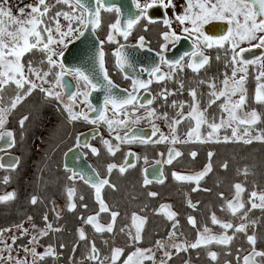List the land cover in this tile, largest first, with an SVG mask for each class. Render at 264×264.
<instances>
[{
  "label": "snow or ice",
  "instance_id": "1",
  "mask_svg": "<svg viewBox=\"0 0 264 264\" xmlns=\"http://www.w3.org/2000/svg\"><path fill=\"white\" fill-rule=\"evenodd\" d=\"M136 12H129L127 17L122 21V10L114 4H108L107 0H94V3H89V0H33L23 7H18L14 13L9 7V0H0V152H5L15 147L16 133L13 130L6 128L9 116L20 106L24 101L31 97L34 93L42 94L43 100H56L67 114L69 123L82 120L93 125L103 122L107 125L108 131L112 139L101 138V143L104 146L109 156H115L121 150V146L125 144L139 143L142 145L167 143L172 146L168 147L167 159L157 160L156 164H172L174 160L181 157L183 153L175 147V145H183L188 143H216V144H243L245 146L253 143L264 144V51L259 55H254L253 58H247L244 54L252 52L254 49L264 50V0H185V5L181 13L175 11L176 4L174 0H132ZM58 5H63L58 11L53 14V9ZM173 10V17L169 18L166 15L163 19V25L166 31L162 33L164 44H161L159 56L160 64L155 65L148 71L150 77H154L157 82L174 79V75L183 71L185 68L190 69L193 73H200L201 70L207 71L210 66L211 57L206 50L216 47L223 50L225 57V67L231 69L230 75L224 74L222 80L219 77H209L207 80L198 79L196 86L187 89L190 102L172 100L168 105L176 110L175 115L170 117L168 112L158 113L153 107V100L160 98L167 104L168 98L172 95L182 93L185 90L183 81H177L179 87L174 91L164 88L157 96L143 101L138 97L141 89L149 92V85L153 82L152 79L147 81L132 79L131 91H127V95L119 97L113 94V89L117 87L109 78L108 72L105 69L104 52L100 50L97 53L96 59L99 65V71L103 76L102 81L94 80L91 75L81 70L80 68L73 69L74 77L77 79V91L70 92L66 96L63 91L57 89H65L70 87L62 83L64 76L68 73L62 63H58L57 57L64 53L61 49L66 48L72 39H79L84 36L86 29L91 27L93 32L102 24V11L115 12L117 19L109 25L107 35L108 42H115L114 33L119 34L125 40L131 35L132 29L143 19L152 24L155 21L150 17L149 10L153 8ZM67 9V10H65ZM61 18L66 21V24L61 23ZM173 18L181 25L182 33L187 34L184 38L191 39L192 51L185 52L174 61L168 60L163 54L167 45L173 46L180 41L181 36L172 30ZM212 21L224 22L227 25V31L220 36L212 37L205 34L204 26ZM187 22V23H186ZM187 25H190L187 26ZM147 31V26H145ZM101 45L104 41H100ZM147 44L145 36L141 35L138 38L137 45L144 48ZM242 45H248L243 47ZM151 51V49H148ZM26 55L38 56L37 61L28 60L25 62ZM116 65L123 69L125 66H131L129 63L128 54L123 51V45L116 49ZM185 57L187 62L185 63ZM220 54L216 55V60H220ZM169 67L168 73H160V65ZM46 66V67H45ZM59 68V71L55 69ZM250 68L254 72H250ZM250 76L255 80L254 94L251 97L253 105L258 107H250L249 105V90L248 82ZM49 77H52L51 79ZM219 81V84L217 83ZM207 85L209 91L205 94L199 91L201 85ZM47 85V87H46ZM12 90L13 95L6 96V91ZM102 90L104 92V108L99 110V115L92 119L89 112H97L88 100L92 91ZM149 95L151 93L149 92ZM206 99L202 100V97ZM82 98V99H81ZM65 99L67 102H65ZM219 108V121L217 122L216 114H211L209 110L217 105ZM187 103L189 111L185 114L183 109ZM204 107H201V104ZM83 104L84 107L80 108ZM111 106L112 117L105 115L108 106ZM131 106V111L128 110ZM80 108L79 111L76 109ZM137 109H144L146 116L141 117L136 114ZM135 117V119H132ZM141 119L158 120L163 119L169 129L166 135L153 123L151 136H143L136 134L129 124H137ZM186 119L194 120L195 125H189V129L184 138L178 135L177 126ZM29 120L28 115L22 116L18 120L21 138H23V130L25 123ZM202 126L206 131V135L202 132ZM121 130H124L121 135ZM223 130V135L221 131ZM230 130V135L228 134ZM114 134V135H113ZM84 134L76 136L75 147L88 148L93 156H99L100 150L97 147L91 146L87 141L81 143V137ZM153 140L152 137H157ZM95 138V137H93ZM115 141V144L112 141ZM69 152L72 149L68 150ZM68 153H65L67 156ZM163 155V154H161ZM135 153L129 151L125 154L124 161L121 164L114 162L107 163L105 177H101L96 168L88 166L90 171L85 169H69L65 165V170L70 171L71 175L67 177L69 181L80 179L85 185L93 189L95 202L99 206L98 212L94 215H89L87 218L78 217L82 220L83 225H91L95 233H109L113 236V245L115 244V224L119 213L112 211L102 196L105 187L117 190V186L112 184L110 176L114 170H117L120 175H124L130 168L135 167L130 162L129 157H134ZM190 156L195 159L196 151L190 152ZM214 153L208 152V162L204 165L201 171L194 174L186 175L177 172L172 173V177L177 182H193L196 186L191 190L210 192L211 189L201 188L200 182L213 172L212 157ZM138 158V157H137ZM12 162L5 165L3 157H0V169H6L9 172L16 171L21 160L19 157H12ZM146 159V158H145ZM223 170H227L228 163L225 161L220 165ZM245 177L253 174L248 166L240 170ZM147 170H145V173ZM11 182V176L5 175L0 181L3 185H8ZM153 182L163 184L165 182L164 173L162 170H156L153 173L152 179L145 174L143 176L142 187H147ZM234 195L232 199L225 200L221 209L229 213L232 217L240 222L234 224L232 220L222 221L217 218L213 212L210 216L212 225H219L222 229L220 233L213 231L205 224L201 228H197V220L194 216H187V223L192 228L197 230V237L194 242L187 239L177 242L179 221L177 213L172 211L170 204H161L156 213H163L168 221L171 222V231L168 232L167 239L156 240L154 248L163 253L162 258L157 262L156 253L153 248H141L138 245L143 240L142 233L145 231L148 217L141 216L136 212L131 214V225H125L119 229L121 234L127 237V246L134 250L129 252L124 257L125 249L119 246L110 248V255L100 256V251L96 247L94 241H89L88 254L84 259L92 261L93 264H118L122 259V264H145V261H151L152 264H168L172 259L173 254L179 255L181 252H189L201 247L207 248L209 245L215 244L223 246L226 250L225 256L231 255L229 246L237 237V234H243L250 250L241 258L240 253L244 251L242 248L236 249V257L238 264H264V250H258V229L264 223V191H256L255 187L249 194L248 200L245 202L243 194L246 188L242 183L233 185ZM75 187H67V203L66 209L69 213L76 210L77 204L74 202L76 196ZM157 192L149 191L147 196L151 198L157 197ZM223 199V193L219 194ZM17 198L15 190L0 194V207H8ZM80 201L84 200V196H79ZM42 202L37 195H31L29 203L36 205ZM187 207L195 210L197 204L190 199L186 200ZM246 205H250L247 207ZM80 207L87 208V204H80ZM55 210V209H54ZM144 209L142 208L141 211ZM253 210H259L261 216L251 217ZM101 213L110 214V221L105 225L99 223ZM32 217L28 216L27 220L32 221ZM61 219L59 212L56 214V220ZM44 228H37L34 223L31 228L37 234L31 235L29 247L20 245L19 247L25 252L27 258L14 257L12 252L17 239L29 235V229L23 227V223L14 225L20 232V236H11V243L4 239V233L12 231V228L0 229V264H40L46 258H51L54 262L59 259L60 253L57 252L53 245H48L42 253L37 252L35 245L39 243V238L47 236L50 232H60L62 227H54L48 221L47 213L44 214ZM134 229V231H133ZM233 230L228 234V230ZM251 229V234H249ZM78 241L87 239L84 227L76 229ZM179 235H183L180 233ZM105 245L109 244L107 239L103 240ZM60 249H64L66 245L60 244ZM78 244H74L72 251L75 253ZM174 250V253L173 251ZM7 253V255H4ZM220 253L217 251L208 250L207 256L213 262H218ZM199 253H197V257ZM69 264H82L81 261H75L72 256L69 257ZM183 264H192L191 258L184 260ZM224 264H231V261L225 260Z\"/></svg>",
  "mask_w": 264,
  "mask_h": 264
},
{
  "label": "flooded vegetation",
  "instance_id": "2",
  "mask_svg": "<svg viewBox=\"0 0 264 264\" xmlns=\"http://www.w3.org/2000/svg\"><path fill=\"white\" fill-rule=\"evenodd\" d=\"M118 1L124 4L123 13L128 14L129 12H136L132 0H107V3L114 4L118 7L116 4ZM128 1H130L132 5H129ZM141 2H143V0H141ZM174 2L176 4L175 11L181 13L183 11L182 6L185 5V0H174ZM165 12L167 17H173V10L171 8L167 10L158 7L150 9L149 15L155 21L154 23L148 24L147 21L142 19L140 23L132 29L131 35H129L127 40L119 34L114 33L115 42L110 43L107 40L109 25L116 21L117 15L114 11H102V24L95 30V35L100 44V49L104 52L105 69L108 72L109 78L117 85L119 90L125 93H127L125 90L131 91L133 78L143 81L152 79L153 82L149 85V92L151 95L143 89H141L138 94V97L143 101L145 98L151 99L157 96L164 88L174 91L179 87L177 81L184 82L185 90L182 93L170 96L167 104L160 98L153 100V105L151 107L155 108L158 113L168 112L169 116L172 117L175 115L176 111L168 106L171 104L172 100L190 102L191 98L188 96L187 89L196 86V81L198 79L207 80L209 77H219V80H222L225 73L230 75L231 69L225 67L223 50L213 47L206 50L207 54L211 57V63L210 66L207 67V71L201 70V72L197 74L185 68L183 71L175 74L174 79L160 82H157L154 77H150L148 71H144V69L150 70L155 65L160 64L157 53L160 51L161 44L165 43L162 33L168 30L162 22L165 17ZM145 26H147V31H145ZM187 26L190 27V25ZM171 28L177 35L181 36V39L174 46L169 43L163 54L168 60L174 61L185 52L192 51L193 41L190 38H184L187 34L182 33L181 25L178 21H175L174 18ZM204 31L206 35L217 37L223 35L227 31V25L224 22L212 21L204 26ZM141 35L145 36L147 41L144 48L137 45L138 38ZM74 40L76 39H73L71 43ZM100 41H104V43L101 45ZM69 44L70 43H68V45ZM121 45L125 48L124 52L128 54L129 63L131 65L125 66L123 69L117 67L116 56L114 55L116 49ZM242 46L247 47L248 45ZM149 48L151 51L148 50ZM65 49L66 48L63 49V52ZM261 51L264 50L254 49L252 52L245 53L244 55L247 58H253L254 55H259ZM218 53L221 57L219 61L216 60V55ZM57 59L58 63H62V56L57 57ZM187 59L188 58L185 57V63ZM160 69L161 71L157 73V75L169 72V67L167 65L161 64ZM55 70L59 71V68ZM250 72H253L251 68ZM253 76H250L247 85L249 90V105L250 107H258L253 105L251 101L255 89V80ZM49 78L51 79L52 77ZM62 83L70 86L62 90L57 89L58 91H63L65 96L70 92L77 91V79L74 77L72 71L68 70ZM217 83L219 84V81H217ZM199 91L206 94L209 89L205 84L200 86ZM94 92L96 91H92L91 94ZM11 95H13L12 90H7L6 96ZM204 99H206V95L202 97V100ZM88 100L91 105L96 108L95 102H91L90 96ZM65 102H67L66 99ZM221 102L222 100L218 101L217 105H214L209 110L210 115L216 114L217 122L219 121L218 104ZM83 107L84 105L81 104L80 108ZM201 107H204L203 103ZM80 108L76 110L79 111ZM103 108L104 102L101 105V109ZM128 110L131 111V106H128ZM260 110L264 111V109ZM188 111L189 108L186 103L183 112L186 114ZM136 114L141 117L146 116L144 109H137ZM24 115H28L29 120L25 123L23 138H21L18 120ZM105 115L109 118L112 117L113 113L110 105ZM89 116L92 119L97 117L96 112H89ZM132 119H135V117H132ZM153 123L164 134L167 135L169 133V131H167L169 129H166L168 127L164 120L162 124H159L157 120L141 119L139 123L134 125L129 124V126L132 127L136 134L147 137L151 136ZM190 124L194 126L195 121L186 119L177 126L178 135L181 138L185 137ZM161 127H163V129H161ZM260 127H264V125H260ZM6 128L16 133V145L10 150L0 152V157H3V163L5 165L12 162V157H19L21 164L14 172L0 169V181H2L5 175L11 176V182L8 185L0 183V194L13 190L17 193V198L10 206L0 207V229L12 228V231L4 233V239L8 243H11V236H20L19 230L13 227L14 225L23 223V227L29 229L30 233L27 236L17 239L16 244L13 246V256L17 254L19 258L31 259L29 256H26L25 252L19 246L27 245L30 247L28 242L31 239V235L37 234L32 230L31 225L34 223L37 225V228H44L45 222L43 216L45 213L48 215V221L51 222L54 227H62L63 230L60 232H50L47 236L39 238V243L36 247H40V250L44 251L46 246L53 245L57 252L60 253L59 259L55 262L51 258H46L45 261H41L40 264H69L70 256H72L75 261H81L82 264H93L92 261L84 259L90 247L89 241L95 242L96 247L100 251L101 258L105 255H110V248L112 246L124 248L125 253L122 259L126 258L127 254L134 249L127 246V237L121 234L119 229L125 225H131V214L133 212L148 217L145 231L142 233L143 240L138 246L141 248H153V251L156 253V260L159 262L163 253L156 250L153 246L156 240L167 239L168 232L172 230L171 222L166 219L163 213H156V210L159 209L161 204H170L172 206L171 210L178 214L177 219L179 221V228L177 242L185 239L194 242L197 237V230L187 223L188 215H192L196 218L197 228H201L202 230V226L206 224L213 233H220L222 231L219 225L211 224L210 216L213 212L216 214L217 218L222 221L232 220L234 224L240 222L221 209V205H224L225 200H230L233 197V195L230 197L227 196L228 186L222 182V170H213L211 174L200 182V187L211 189L210 192L202 190L192 192L191 189L196 186L193 182H177L172 177L173 172L190 175L201 171L208 162L206 156L208 155L209 143L175 145L183 155L174 160L172 164H165L163 162L159 165L156 164L157 160L163 161L167 159L168 147L172 146L167 143L148 145L139 143L125 144L121 146V150L117 152L114 157L109 156L101 143V138L112 139L106 124L101 122L93 125L82 120L69 123L67 114L63 111L61 104L56 100H43L42 94L39 92L34 93L18 106L9 116ZM201 130L206 135L203 126ZM123 132L124 130H121V135H123ZM80 134H84L81 137V143L87 141L91 146L97 147L100 150L99 156H93L88 148L75 147L77 143L76 136ZM223 134L222 131L221 135ZM157 138L158 136L152 137L153 140ZM112 142L115 144L114 140ZM69 149H72V151L69 152ZM129 151L135 153L134 157H129L130 162L133 163L135 167L130 168L123 176L120 175L117 170H114L110 176V181L117 186V190L113 191L111 188L105 187L102 192V196L110 209L119 213L115 224V244L113 245L112 234L95 233L91 225H83L82 220L78 219V217L81 216L87 218L89 215H94L98 212L99 206L95 202L93 189L85 185L83 181L78 178L74 181H69L67 179V177L71 175V172L65 170V165H67L69 169H85L87 171H90L88 166L91 165L93 168L97 169L100 176L103 178L107 175V163L114 162L118 165L121 164L124 161L125 154ZM192 151L197 152L195 159L190 156V152ZM65 153H68L67 156H65ZM145 170H147L146 173ZM156 170L163 171L165 182L163 184L153 182L147 187H142L143 176L146 174L149 179H152L153 173ZM236 176L239 177L237 170ZM67 187H75L77 190L76 196L74 197L77 208L72 213H69L66 209ZM149 191L157 192L159 195L155 198L148 197L147 192ZM220 193H223V199L220 197ZM31 195H37L42 202L31 205L29 203ZM81 195L84 196L83 201L79 199ZM187 199L197 204L195 210L187 207ZM243 199L245 202L248 200L247 197ZM81 203L87 204L88 207L86 209L80 207ZM246 206L250 207V205ZM142 208L144 209L143 211H141ZM258 211L259 210H253L250 216L253 218L261 216V212ZM57 212H59L61 217L59 220H56ZM28 216L33 218L31 222L27 220ZM110 219V214L101 213L99 223L106 225ZM81 226L84 227L87 237L84 241H78V236L76 234V229ZM16 231H18V234ZM232 231L233 230L229 229L228 234H231ZM180 233H183V235H179ZM249 234H251V229H249ZM258 236L259 239L256 247L258 250H264V223H262L258 229ZM105 239L109 241L108 245L103 243ZM60 244H64L66 247L60 249ZM74 244H78L75 253L72 251ZM229 248L232 253L229 256L224 255L226 249L223 246H217L215 244L209 245L207 248L190 249L189 252H181L179 255H176L174 250H172L174 254L168 264H183L184 260L189 258H191L192 264H224L225 260L231 261V264H238L235 259L237 254L236 249L242 248L244 250L240 253L241 258L250 250L243 234H237V237L233 240ZM208 250L220 253L218 262H213L208 258ZM197 253H199L198 257ZM4 255H7V253H4ZM122 259L118 264H122ZM145 264H152V262L145 261Z\"/></svg>",
  "mask_w": 264,
  "mask_h": 264
},
{
  "label": "water",
  "instance_id": "3",
  "mask_svg": "<svg viewBox=\"0 0 264 264\" xmlns=\"http://www.w3.org/2000/svg\"><path fill=\"white\" fill-rule=\"evenodd\" d=\"M129 5L131 4L130 1ZM89 3H94V0H89ZM119 8L123 11L124 4L121 1L116 2ZM132 5V4H131ZM123 13V12H122ZM127 17V14L123 13L121 20L123 21ZM84 36L74 40L70 43L62 55V64L70 71L76 68H80L93 77L94 80L102 81L103 76L99 71L98 61L96 59L97 53L101 50L98 39L95 32L89 27L84 30ZM125 48H123V51ZM113 94L119 97L126 96L127 93L119 90L117 87L113 89ZM104 92L98 90L90 94L91 102L94 101L96 105V116L99 115L101 105L104 102Z\"/></svg>",
  "mask_w": 264,
  "mask_h": 264
},
{
  "label": "trees",
  "instance_id": "4",
  "mask_svg": "<svg viewBox=\"0 0 264 264\" xmlns=\"http://www.w3.org/2000/svg\"><path fill=\"white\" fill-rule=\"evenodd\" d=\"M49 2H54V0H49ZM61 8H64V6L58 5L55 9H53V14L55 11H58ZM29 59L37 61L39 57L26 55L24 58L25 62H27ZM209 151L214 153V156L212 157L213 170H222V177H224L227 173L236 175L237 170L240 180L244 182L247 193L254 189L255 184H260L259 186H264V181L258 183V180L254 179V177H256L255 175L250 174L245 177V175H243L240 171L244 169L245 166H248L251 172L253 173L252 166L254 165L251 162V159L253 157L261 159V162L263 163L264 144L253 143L249 146H245L243 144H208V152ZM206 159H208V155L206 156ZM225 161H227L228 163L227 170H223L220 167V165L223 164Z\"/></svg>",
  "mask_w": 264,
  "mask_h": 264
},
{
  "label": "rangeland",
  "instance_id": "5",
  "mask_svg": "<svg viewBox=\"0 0 264 264\" xmlns=\"http://www.w3.org/2000/svg\"><path fill=\"white\" fill-rule=\"evenodd\" d=\"M33 2V0H9V7H11V9L13 10V12L15 13L16 11H17V8L18 7H23L24 5H26V4H28V3H32ZM61 23L62 24H66L67 22L66 21H63V19L61 18ZM73 39H75V38H73ZM72 39V40H73ZM63 47L61 46V49L60 50H62L63 51ZM158 121V123L159 124H162V122H163V120H161V119H159V120H157ZM161 129H163V127H161ZM166 129H168V128H166ZM167 131H169V130H167ZM166 131V132H167ZM223 131V130H222ZM221 131V132H222ZM228 134L230 135V130H229V132H228ZM209 144H216V143H209ZM221 144H223V143H221ZM251 162H252V164L254 165V166H252V170H253V175H255L256 177H254V179L255 180H258L257 182L258 183H261L262 181H264V161H263V163L261 162V159H257L256 157H253L252 159H251ZM222 182L224 183V184H226L228 187H227V196L228 197H230L231 195H234V188L232 187L235 183H242L243 185H244V182H242L241 180H240V178L239 177H237L236 175H234V174H230V173H227L224 177H223V179H222ZM260 184H255L254 185V187H255V190L256 191H258V192H260V191H264V186H259ZM245 186V185H244ZM252 190H254V189H252ZM251 190V191H252ZM250 191V192H251ZM250 192L249 193H244V196H243V198L245 197V199H246V197L248 198L249 197V194H250ZM249 206V205H248ZM16 233L18 234V231H16ZM13 234V233H12ZM29 245V244H28ZM33 245H30V247H32ZM36 246V245H35ZM37 248V252H40V253H42L43 251L42 250H40L41 248L40 247H36ZM17 256V254L16 255H14V257H16ZM30 257V256H29ZM31 258V257H30ZM31 260V259H30Z\"/></svg>",
  "mask_w": 264,
  "mask_h": 264
}]
</instances>
